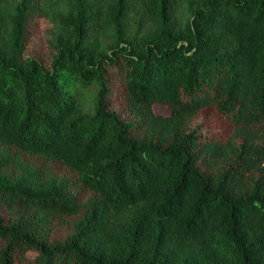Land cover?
<instances>
[{
	"label": "trees",
	"instance_id": "16d2710c",
	"mask_svg": "<svg viewBox=\"0 0 264 264\" xmlns=\"http://www.w3.org/2000/svg\"><path fill=\"white\" fill-rule=\"evenodd\" d=\"M0 264H264V0H0Z\"/></svg>",
	"mask_w": 264,
	"mask_h": 264
},
{
	"label": "rangeland",
	"instance_id": "374dc122",
	"mask_svg": "<svg viewBox=\"0 0 264 264\" xmlns=\"http://www.w3.org/2000/svg\"><path fill=\"white\" fill-rule=\"evenodd\" d=\"M49 52V40L44 34L36 35L31 38L30 44L27 49L29 56L38 58H45Z\"/></svg>",
	"mask_w": 264,
	"mask_h": 264
}]
</instances>
